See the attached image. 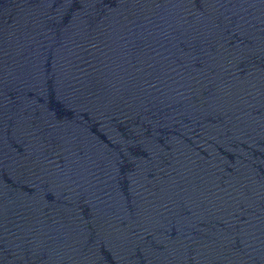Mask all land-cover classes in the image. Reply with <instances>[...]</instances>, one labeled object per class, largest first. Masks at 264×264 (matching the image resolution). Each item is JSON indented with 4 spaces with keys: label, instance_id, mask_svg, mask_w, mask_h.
Returning a JSON list of instances; mask_svg holds the SVG:
<instances>
[{
    "label": "water",
    "instance_id": "water-1",
    "mask_svg": "<svg viewBox=\"0 0 264 264\" xmlns=\"http://www.w3.org/2000/svg\"><path fill=\"white\" fill-rule=\"evenodd\" d=\"M0 264H264V0H0Z\"/></svg>",
    "mask_w": 264,
    "mask_h": 264
}]
</instances>
